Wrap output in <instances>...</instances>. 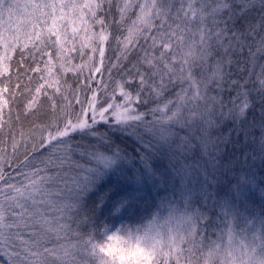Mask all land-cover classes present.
Listing matches in <instances>:
<instances>
[{"label":"snow or ice","instance_id":"obj_1","mask_svg":"<svg viewBox=\"0 0 264 264\" xmlns=\"http://www.w3.org/2000/svg\"><path fill=\"white\" fill-rule=\"evenodd\" d=\"M0 264H264V0H0Z\"/></svg>","mask_w":264,"mask_h":264}]
</instances>
